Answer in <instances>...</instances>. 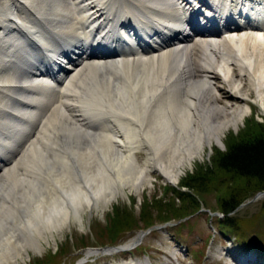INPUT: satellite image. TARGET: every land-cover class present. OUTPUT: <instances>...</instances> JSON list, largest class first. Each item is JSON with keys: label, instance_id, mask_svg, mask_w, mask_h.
Segmentation results:
<instances>
[{"label": "bare ground", "instance_id": "6f19581e", "mask_svg": "<svg viewBox=\"0 0 264 264\" xmlns=\"http://www.w3.org/2000/svg\"><path fill=\"white\" fill-rule=\"evenodd\" d=\"M179 1L0 0V264L139 193L150 171L176 184L250 101L264 111V33L238 25L181 36ZM258 3L198 0L188 15L200 26L223 5L255 17ZM126 28L153 46L126 51ZM139 235L82 259L133 249Z\"/></svg>", "mask_w": 264, "mask_h": 264}, {"label": "rangeland", "instance_id": "374dc122", "mask_svg": "<svg viewBox=\"0 0 264 264\" xmlns=\"http://www.w3.org/2000/svg\"><path fill=\"white\" fill-rule=\"evenodd\" d=\"M252 101L249 102L252 109L250 111L247 109L242 121L238 122L237 126H229L223 130V134L220 135L222 141L220 144L213 143L210 146L204 144L200 156H196L189 163H184L176 184L171 185L159 172H148V183L142 191L131 194L126 190L124 195L118 196L117 200L108 207H99L84 213L81 219L82 225L72 222L62 232L55 233L53 238L43 241V248L40 251L28 249L27 254H23V261L19 264H108L111 260L113 263H118L122 259L129 261L130 257L133 261L138 258L147 259L149 264H264V248H257L256 240L262 238L261 233L264 230V214L260 207L262 197L249 201L253 196L250 197L244 205L229 214L235 218L238 227L247 237L243 243L238 237L235 238L233 233L223 234L219 230L215 215L212 216V220L210 219L207 209L218 212L224 218L216 206L218 194L214 191L198 195L203 210L194 212L187 216V219L174 220L169 224L155 222L162 227L147 230L149 233L143 236L135 248L118 252L114 256L102 254L100 251L96 256L82 259L85 252L90 250L88 248L121 245L136 237L138 231L145 230V228L128 225L127 229L120 231L115 243L111 244L108 236L110 231L107 228L114 207L118 206L121 210L131 212L130 214L136 219L141 212L144 199L150 202L153 198L164 197L168 186H178L181 178L187 173L197 170L201 164L208 163L214 149L224 150L225 142L231 132L235 134L243 130L246 122L252 117L259 121L264 119V111ZM140 153L141 155L136 156V159L142 164L146 160V152ZM218 178L224 179V176ZM171 196L169 192L167 197ZM150 212L154 215L156 210L151 208ZM233 250L244 252L245 255L251 250L259 256L258 259H252L244 255H235Z\"/></svg>", "mask_w": 264, "mask_h": 264}, {"label": "trees", "instance_id": "16d2710c", "mask_svg": "<svg viewBox=\"0 0 264 264\" xmlns=\"http://www.w3.org/2000/svg\"><path fill=\"white\" fill-rule=\"evenodd\" d=\"M219 176H224V179H219ZM211 191L218 194L216 206L224 216H216L219 230L223 234L233 233V236L245 243L246 235L229 214L258 191H264V119L259 121L252 117L243 130L235 134L231 132L224 150L214 149L208 163L187 173L178 186H168L164 192L166 197L153 198L150 202L144 199L136 219L131 212L115 206L107 228L110 231V243L114 244L120 231L127 229L128 225L144 229L155 222L186 218L200 209L198 195ZM169 192L171 197H167ZM260 207L264 214V197ZM151 208L156 210L154 215L150 212ZM261 234L262 238L256 239L257 248H264V230Z\"/></svg>", "mask_w": 264, "mask_h": 264}, {"label": "water", "instance_id": "95a60500", "mask_svg": "<svg viewBox=\"0 0 264 264\" xmlns=\"http://www.w3.org/2000/svg\"><path fill=\"white\" fill-rule=\"evenodd\" d=\"M261 196H264V191H259L258 193H256L255 194V196L253 197V198H251V200H249V201H253V200H256L257 198H259V197H261ZM156 226H152V227H149V228H147V230H151L152 228H155ZM147 230H145V231H140L139 232V238H138V240L144 235V233L147 231ZM148 232V231H147ZM137 242V241H136ZM108 247H110V246H104V247H101V248H103V249H105V248H108ZM94 250H97V248L96 249H94Z\"/></svg>", "mask_w": 264, "mask_h": 264}]
</instances>
